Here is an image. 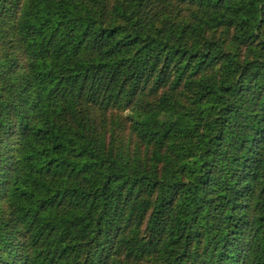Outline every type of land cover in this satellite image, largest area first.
<instances>
[{"label": "trees", "instance_id": "trees-1", "mask_svg": "<svg viewBox=\"0 0 264 264\" xmlns=\"http://www.w3.org/2000/svg\"><path fill=\"white\" fill-rule=\"evenodd\" d=\"M0 264H264V0H0Z\"/></svg>", "mask_w": 264, "mask_h": 264}]
</instances>
